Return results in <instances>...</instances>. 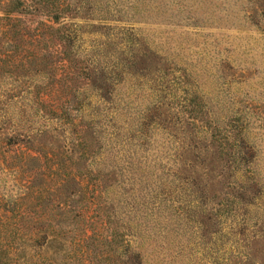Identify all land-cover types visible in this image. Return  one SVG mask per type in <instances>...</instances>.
<instances>
[{"label": "rangeland", "instance_id": "374dc122", "mask_svg": "<svg viewBox=\"0 0 264 264\" xmlns=\"http://www.w3.org/2000/svg\"><path fill=\"white\" fill-rule=\"evenodd\" d=\"M71 1L0 21V264H264V0Z\"/></svg>", "mask_w": 264, "mask_h": 264}, {"label": "trees", "instance_id": "16d2710c", "mask_svg": "<svg viewBox=\"0 0 264 264\" xmlns=\"http://www.w3.org/2000/svg\"><path fill=\"white\" fill-rule=\"evenodd\" d=\"M35 1V4H40L43 9L46 10L47 17H49L53 24L45 25V28L49 29L51 32H54L60 36L62 39H66L68 42L71 43V41L75 38L74 34L71 30H69L66 26H60L58 28L54 27V24H60V20L64 15L76 13L77 11L74 10L73 1L69 0H33ZM26 6V0H0V11L4 14V16H0V21H10L13 19L12 15L15 13H23ZM28 10L26 8L25 12ZM92 10V9H89ZM93 29H100V27H93ZM92 33H96L95 31ZM65 57H68L65 55ZM66 58H63V61ZM68 59V58H67ZM99 71L95 70L92 71V74H89L88 77H90L88 80H91V83L93 87H96L95 91L98 94L99 98L104 103H111L114 95V89L111 88L113 86L112 83H115L117 79L121 76L120 73L117 71H113L108 74L102 71L101 73H98ZM54 115H59L60 117L65 115L69 117L71 113L65 112L64 110H61L60 113L54 112ZM59 117V118H60ZM9 148L17 149L18 151L22 152V149L30 150L32 145V141L29 138H26L24 135H17V136H10L6 139V145ZM5 153V151H4ZM27 158L31 159L29 164H36L35 171L34 168L30 169V185L31 187L35 184L34 182L39 179V176L41 175V169L39 167V158L34 157L32 154L27 153ZM59 169V168H58ZM33 171V172H32ZM32 172V173H31ZM66 180H64L68 185L69 184H78V179L75 177H71L69 175L66 176ZM30 187V188H31ZM29 188V189H30ZM57 212H64L65 210L62 208V205L56 206ZM71 215H73L71 213ZM45 217H38L33 218V226L38 227V229H41V226L44 223ZM18 224V223H17ZM21 229H24L25 226H20ZM30 227V226H28ZM129 245L126 247L128 248ZM139 255L134 256V258H138Z\"/></svg>", "mask_w": 264, "mask_h": 264}]
</instances>
